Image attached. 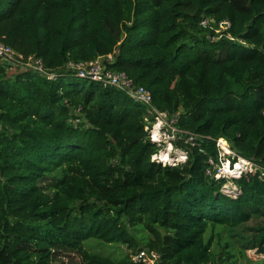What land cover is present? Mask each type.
Wrapping results in <instances>:
<instances>
[{
    "label": "trees",
    "instance_id": "1",
    "mask_svg": "<svg viewBox=\"0 0 264 264\" xmlns=\"http://www.w3.org/2000/svg\"><path fill=\"white\" fill-rule=\"evenodd\" d=\"M0 42L59 75L0 62V264H230L206 241L218 226L264 255V179L207 174L220 139L264 169V0H0ZM110 55L199 136L177 143L185 163L153 160L148 106L69 68Z\"/></svg>",
    "mask_w": 264,
    "mask_h": 264
},
{
    "label": "built area",
    "instance_id": "2",
    "mask_svg": "<svg viewBox=\"0 0 264 264\" xmlns=\"http://www.w3.org/2000/svg\"><path fill=\"white\" fill-rule=\"evenodd\" d=\"M206 23L207 21L204 24ZM225 24L229 23L226 22ZM104 60L111 62L112 56L99 57L95 60L78 64L70 63L69 68L80 78L102 83L106 87H115L126 92L135 101L148 106L149 113L153 116L154 121L146 130L149 132L151 141L159 148V152L153 156V160L162 163L164 166H177L185 163L188 159V153L184 149L177 147V143L183 140L187 143H194L199 136L179 127V114L170 117L167 113L155 107L152 93L143 86H135L133 80L127 74L106 70ZM0 62L7 65V70L10 73L33 71L48 77L50 80H56L59 76L57 72L46 69L42 59L36 56L26 57L2 42H0ZM217 146L220 148L219 161L216 162L213 159H209V168L207 170L209 176L231 180L247 173L256 174L259 172L260 178L264 179V169L250 160L237 157L229 144L225 146L220 139L217 141ZM223 157L224 160H222ZM225 159L227 161L226 164H224L226 162ZM227 171L230 173H227ZM230 188L235 189L236 187L233 186V183L225 185V191ZM131 260L134 264H157L160 260V255L154 251L141 250L131 254Z\"/></svg>",
    "mask_w": 264,
    "mask_h": 264
},
{
    "label": "rangeland",
    "instance_id": "3",
    "mask_svg": "<svg viewBox=\"0 0 264 264\" xmlns=\"http://www.w3.org/2000/svg\"><path fill=\"white\" fill-rule=\"evenodd\" d=\"M222 160H224V157ZM226 163L227 161L224 164ZM227 173L230 172L227 171ZM257 223L258 221L253 220L248 224V227H256ZM233 234L236 237H232L223 226H218L214 230L210 228L206 235V241L213 238L212 251L214 253H220L221 251L229 253L232 256L229 262L230 264H264V255L259 254L257 249L247 250L244 247L245 244L242 239L250 237L252 232L247 233L241 231V229H237ZM136 236L138 239H146L148 235L142 232L141 229V231L136 233ZM85 247L89 252L108 257L115 261L123 259L127 252L121 245L107 244L97 240L87 241Z\"/></svg>",
    "mask_w": 264,
    "mask_h": 264
},
{
    "label": "bare ground",
    "instance_id": "4",
    "mask_svg": "<svg viewBox=\"0 0 264 264\" xmlns=\"http://www.w3.org/2000/svg\"><path fill=\"white\" fill-rule=\"evenodd\" d=\"M221 143H223L225 146H227V143H226V142H224V141H221Z\"/></svg>",
    "mask_w": 264,
    "mask_h": 264
}]
</instances>
